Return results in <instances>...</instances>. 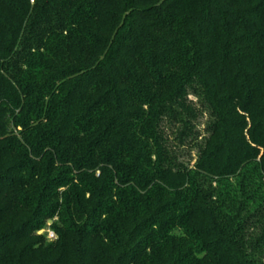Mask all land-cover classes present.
Masks as SVG:
<instances>
[{
	"label": "trees",
	"instance_id": "trees-1",
	"mask_svg": "<svg viewBox=\"0 0 264 264\" xmlns=\"http://www.w3.org/2000/svg\"><path fill=\"white\" fill-rule=\"evenodd\" d=\"M0 264H264V0H0Z\"/></svg>",
	"mask_w": 264,
	"mask_h": 264
},
{
	"label": "rangeland",
	"instance_id": "rangeland-1",
	"mask_svg": "<svg viewBox=\"0 0 264 264\" xmlns=\"http://www.w3.org/2000/svg\"><path fill=\"white\" fill-rule=\"evenodd\" d=\"M51 223H52V221H51ZM51 223H50V221L48 222L49 225H50ZM38 234H39V235H41V234H46V235H47V239H48L49 241H54V240L57 239V237L55 236V234H54L50 229H48V228H47L46 230H43V231L39 232Z\"/></svg>",
	"mask_w": 264,
	"mask_h": 264
},
{
	"label": "built area",
	"instance_id": "built-area-1",
	"mask_svg": "<svg viewBox=\"0 0 264 264\" xmlns=\"http://www.w3.org/2000/svg\"><path fill=\"white\" fill-rule=\"evenodd\" d=\"M34 2V0H31V3H33Z\"/></svg>",
	"mask_w": 264,
	"mask_h": 264
},
{
	"label": "water",
	"instance_id": "water-1",
	"mask_svg": "<svg viewBox=\"0 0 264 264\" xmlns=\"http://www.w3.org/2000/svg\"><path fill=\"white\" fill-rule=\"evenodd\" d=\"M50 223H51V221H50Z\"/></svg>",
	"mask_w": 264,
	"mask_h": 264
}]
</instances>
